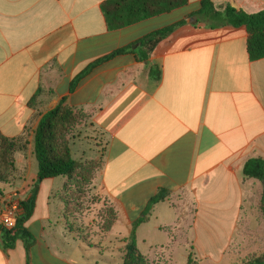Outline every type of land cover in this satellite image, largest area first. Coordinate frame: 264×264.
<instances>
[{"label": "crops", "instance_id": "1", "mask_svg": "<svg viewBox=\"0 0 264 264\" xmlns=\"http://www.w3.org/2000/svg\"><path fill=\"white\" fill-rule=\"evenodd\" d=\"M103 1L0 0V133L26 145L14 155L10 181L0 183V205L14 194L22 207L34 200L25 224L34 238L29 254L22 240L4 249L0 229V264H99L114 252L123 264L134 224L161 190L165 200L134 229L149 264L220 262L229 250L243 259L263 253L264 182L245 178L243 167L264 161V58L249 59L246 28L191 20L203 0H189L110 30ZM210 1L217 10L264 11V0ZM181 21L148 62L128 52L87 70ZM63 99L92 115L103 133L104 162L91 189L116 214L104 232L102 219H79L91 226L82 237L63 215L66 179L38 182L34 154L40 119ZM71 155L80 162L72 148Z\"/></svg>", "mask_w": 264, "mask_h": 264}, {"label": "trees", "instance_id": "2", "mask_svg": "<svg viewBox=\"0 0 264 264\" xmlns=\"http://www.w3.org/2000/svg\"><path fill=\"white\" fill-rule=\"evenodd\" d=\"M188 3L189 0H105L101 4V9L108 28L116 30L164 13H169L186 6ZM189 18L196 20V22H210L211 25L218 27H245L248 34L247 53L249 59L256 61L264 58V11L248 14L233 5H227L224 9L217 10L210 0H203L201 2V9L189 16ZM184 24H186V21L159 29L139 40L137 43L139 47L136 50L133 51L132 47L117 50L108 56L94 61L88 66L87 70L115 56L128 52L135 53L140 62H148L149 55L156 46ZM85 73L84 71L75 77L71 84V91H74ZM156 75L159 76V73H157L156 69L152 68L151 76L155 77ZM64 104L65 101L63 99L59 105L40 119L34 133V154L38 164V182L59 177L66 179L62 198L67 203L70 199L69 196H71V188L74 187L75 182H78L76 179L81 175L79 178L84 180L86 172L81 171L83 164L72 158L69 146L59 141L61 134L74 123L76 117L75 109ZM25 150L26 145L22 144L21 140L9 139L0 133V183H7L12 176L15 153ZM243 175L247 179L264 182V161L259 158L248 160L244 164ZM166 197L167 193L161 190L150 200L143 213V217L134 224L131 237L124 249L123 264H149L148 260L140 253L136 246L134 229L146 220L152 207L165 200ZM23 209L24 213L19 218L16 235L12 237L9 233L3 231L2 243L4 249H11L15 246L17 240H22L25 243V250L28 255L30 247L34 243V238L25 229V224L30 219L34 210V200L28 204H23ZM112 220L108 222L105 229L110 227ZM189 264H191L190 260ZM239 264H264V252L247 257Z\"/></svg>", "mask_w": 264, "mask_h": 264}, {"label": "rangeland", "instance_id": "3", "mask_svg": "<svg viewBox=\"0 0 264 264\" xmlns=\"http://www.w3.org/2000/svg\"><path fill=\"white\" fill-rule=\"evenodd\" d=\"M74 123L64 131L59 141L69 146L74 156L80 157V163L83 164L81 168L82 172H86V178L81 180L78 177V182H75L74 187L70 190L69 200L67 203L61 197L62 204L64 206L63 215L66 220V225L72 232L85 235L88 233L91 226L81 224L79 219L88 218L93 219L92 223H97L96 220H103L100 230L104 232L106 225L111 221L114 216V210L109 203L104 199L94 196L92 192V182L95 173L100 171L104 162L103 149L104 138L103 133L99 130L94 122L92 115H89L82 110L75 111ZM61 179V178H60ZM81 180V181H79ZM10 181V179H9ZM80 182V184H79ZM79 184V185H78ZM181 199V197H179ZM68 204V205H67ZM202 216V213H201ZM203 219H206L203 217ZM203 231H207V227H202ZM207 235V233L205 234ZM203 239L201 235V240ZM220 246L219 243H217ZM217 253L221 252L217 249ZM220 262H203V264H239L244 257H237L232 255V251H227ZM116 258L121 264L120 254L114 252L112 258H98L99 264H115ZM89 261H92V257H88Z\"/></svg>", "mask_w": 264, "mask_h": 264}, {"label": "built area", "instance_id": "4", "mask_svg": "<svg viewBox=\"0 0 264 264\" xmlns=\"http://www.w3.org/2000/svg\"><path fill=\"white\" fill-rule=\"evenodd\" d=\"M23 213L21 201L16 194L4 199L0 205V229L12 237L15 236L19 218Z\"/></svg>", "mask_w": 264, "mask_h": 264}, {"label": "water", "instance_id": "5", "mask_svg": "<svg viewBox=\"0 0 264 264\" xmlns=\"http://www.w3.org/2000/svg\"><path fill=\"white\" fill-rule=\"evenodd\" d=\"M136 48H137V45H134V46H133V49H136Z\"/></svg>", "mask_w": 264, "mask_h": 264}]
</instances>
